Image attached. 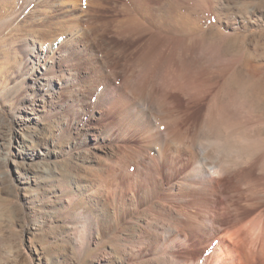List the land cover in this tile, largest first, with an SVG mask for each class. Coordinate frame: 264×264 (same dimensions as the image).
Returning <instances> with one entry per match:
<instances>
[{
	"label": "bare ground",
	"instance_id": "obj_1",
	"mask_svg": "<svg viewBox=\"0 0 264 264\" xmlns=\"http://www.w3.org/2000/svg\"><path fill=\"white\" fill-rule=\"evenodd\" d=\"M140 1L135 5L146 16L149 5ZM79 3L61 0V10ZM69 19L34 37L44 58L50 53L54 59L66 46L82 56L88 77L77 91L95 97L100 137L94 149L102 159L84 158L95 168L84 174L88 189L78 184L81 197L70 192L60 204L86 215L82 228L68 225L76 230L72 247L81 249L90 238L77 230H118L123 220L131 236L120 240L119 253L135 247L153 264H264V137L251 136L264 126V56L256 53L262 57L256 59L238 35L224 32L218 41L201 31L172 38L162 30L182 33L178 22L148 23L132 15L116 29L141 42L108 52L102 63L89 50L93 29L83 26V15ZM47 31L54 41L60 37V47L46 44ZM89 197L100 199L96 214L79 208ZM102 255L97 264L109 252Z\"/></svg>",
	"mask_w": 264,
	"mask_h": 264
},
{
	"label": "rangeland",
	"instance_id": "obj_2",
	"mask_svg": "<svg viewBox=\"0 0 264 264\" xmlns=\"http://www.w3.org/2000/svg\"><path fill=\"white\" fill-rule=\"evenodd\" d=\"M80 1L76 10L66 11L61 10V0H0V264H97L103 250L109 255L102 264H153L148 257H142L143 252L137 256L138 248L134 246L136 250L127 249V255L119 253L120 240L131 236L123 220L118 230L107 226V230H77L88 232L90 238L81 249L72 247L76 230L67 228H82L86 215L80 214L81 210L66 211L60 204L68 200L70 192L77 193L75 199L81 197L78 184L88 189L84 174L95 168L84 164V158L97 163L102 159L99 150L94 149L100 137L99 121L92 115L95 97L77 91L88 77L82 66L86 60L70 46L54 59L50 53L44 58L36 33L41 35L59 18L70 20L83 15V26L93 29V47L89 50H96L104 63L110 52L115 55L118 49H131L141 42L116 29L115 23L133 15L148 23H179L182 33L169 32L168 27L162 30L167 37L184 35L190 39L204 32L208 39L219 41L224 32L238 35L245 39L250 52L264 56V0H221L222 4H215L216 0H141V5H149L146 16L135 0ZM159 12H165L166 17L161 20ZM47 32L46 44L60 47V37L54 41ZM256 132L251 136L264 137V126ZM46 169L52 172L44 173ZM89 198L79 208L86 214H96L100 199ZM58 209L69 221L62 220L61 214L57 216ZM177 248L180 251L182 246Z\"/></svg>",
	"mask_w": 264,
	"mask_h": 264
}]
</instances>
